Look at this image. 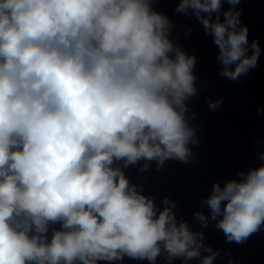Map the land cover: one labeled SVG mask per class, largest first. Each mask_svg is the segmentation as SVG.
Masks as SVG:
<instances>
[{
  "label": "clouds",
  "instance_id": "1",
  "mask_svg": "<svg viewBox=\"0 0 264 264\" xmlns=\"http://www.w3.org/2000/svg\"><path fill=\"white\" fill-rule=\"evenodd\" d=\"M153 2L0 0V264H155L162 253L171 264L202 250L211 254L201 264H213L218 253L178 220L175 203L165 197L161 209L123 171L141 160L157 170L191 163L198 143L185 104L196 95L195 57L169 40ZM239 3L179 0L175 9L200 21L232 81L261 52ZM258 159L213 183L208 214L194 213L201 227L213 222L235 243L264 229V152Z\"/></svg>",
  "mask_w": 264,
  "mask_h": 264
}]
</instances>
